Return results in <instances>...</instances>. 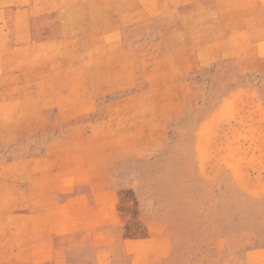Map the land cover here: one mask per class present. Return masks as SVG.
Here are the masks:
<instances>
[{"label": "rangeland", "instance_id": "374dc122", "mask_svg": "<svg viewBox=\"0 0 264 264\" xmlns=\"http://www.w3.org/2000/svg\"><path fill=\"white\" fill-rule=\"evenodd\" d=\"M0 264H264V0H0Z\"/></svg>", "mask_w": 264, "mask_h": 264}]
</instances>
